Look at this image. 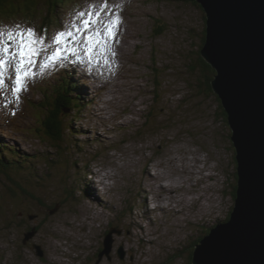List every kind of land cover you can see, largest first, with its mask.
I'll return each instance as SVG.
<instances>
[{"label": "rangeland", "instance_id": "374dc122", "mask_svg": "<svg viewBox=\"0 0 264 264\" xmlns=\"http://www.w3.org/2000/svg\"><path fill=\"white\" fill-rule=\"evenodd\" d=\"M25 1L0 9L5 33L18 31L14 25L20 23L48 43L74 18L88 19L77 18L80 11L99 12L92 19L102 23L88 31H104L117 18L120 24L114 37L106 36L91 51L87 33L81 32L79 43L69 39L72 47L58 54L64 61L68 49L79 44L94 64L90 75L77 68L86 93L71 92L61 141L45 134L48 107L38 105L46 100L42 90L60 76L55 79L51 68L43 71L38 56L29 66L26 90L17 94L12 90L15 63L5 64L0 264H194L196 245L219 220L229 218L237 186L236 151L224 107L199 82L204 9L194 0H107V8L104 0H60L58 7L43 1L32 11ZM4 39L9 42L6 34ZM43 54L45 60L52 56L47 49ZM95 77L96 84L102 80L99 88ZM47 91L58 98L54 89ZM78 98L81 105L75 107ZM9 145L22 153L15 156ZM158 171L164 177L156 182ZM180 176L171 200L160 203L159 185L169 182L165 177ZM132 218L142 227L134 226ZM29 232L33 235L27 239ZM110 233L112 249L101 256Z\"/></svg>", "mask_w": 264, "mask_h": 264}, {"label": "water", "instance_id": "95a60500", "mask_svg": "<svg viewBox=\"0 0 264 264\" xmlns=\"http://www.w3.org/2000/svg\"><path fill=\"white\" fill-rule=\"evenodd\" d=\"M196 1L206 13L201 54L216 72L212 88L228 116L237 186L228 220L196 245L193 262L264 264V0ZM107 238L101 256L112 249Z\"/></svg>", "mask_w": 264, "mask_h": 264}, {"label": "snow or ice", "instance_id": "6c2138e0", "mask_svg": "<svg viewBox=\"0 0 264 264\" xmlns=\"http://www.w3.org/2000/svg\"><path fill=\"white\" fill-rule=\"evenodd\" d=\"M104 8H107V0H104ZM75 16L77 18L87 16L88 19L79 20V22H77V19L74 18L69 25L65 26L63 31H58L54 36L49 37L48 43H45L43 35L37 33L32 27H24V25L17 23L14 25V29L18 31L9 30L7 33H5L3 27H0V89L5 87V64L8 63L9 60L13 61L16 66V77L12 90L19 94L27 88L26 80L30 75L28 70L29 66L34 65L36 62L35 58L40 56L41 52L50 47V45L54 44L56 48L52 56L47 57V60L57 59L58 54L63 51L60 47L62 43H68L69 39L72 42L79 43L78 34L86 32L88 38L87 47L89 51H91L93 47L101 44L106 36L114 37L116 35L114 29L120 24V20L117 18L115 20H110L104 31H100V29L88 31L93 23H102L100 20L92 19L93 16L98 17L99 12L92 13L80 11L77 12ZM5 34L9 42H14L16 44L15 49H12L11 43L5 41ZM37 45H41V47H37ZM68 50L75 52L74 48ZM5 54H8L7 59L5 58ZM114 54L115 53H113V55ZM44 66V64L41 65V67ZM32 75H34V73Z\"/></svg>", "mask_w": 264, "mask_h": 264}, {"label": "trees", "instance_id": "16d2710c", "mask_svg": "<svg viewBox=\"0 0 264 264\" xmlns=\"http://www.w3.org/2000/svg\"><path fill=\"white\" fill-rule=\"evenodd\" d=\"M16 0H0V9L1 8H6L7 6H9L10 4L14 3ZM48 3V5H57L56 7H58V3H60V0H26V7H28V9L32 8L31 10L37 11V6L39 4H43L44 2ZM195 3H198L196 0H194ZM61 4V3H60ZM200 5V4H198ZM201 6V5H200ZM47 17V16H46ZM47 20V18H46ZM53 23V21H52ZM51 23V24H52ZM203 37V41L201 44V48H199V50L197 51V64L200 68V72H201V79H199L200 83H205V85L207 86L206 90L210 91V92H214L213 88H212V80L215 76V69L212 67V65H210L205 58L202 56L201 54V50L202 47L205 43L206 40V29L204 30V36ZM196 64V65H197ZM196 67V66H195ZM70 79L68 78H64V76L60 77V80L58 81V83L55 85H53L52 87L54 88V94H58V98L57 99H53L50 95V93H48L47 90H42L43 94H47L45 95L46 100H38V105L42 108H44L43 104H46V106L48 107V116L46 117L45 121L47 122L45 124V121H43V129H45V134H47L49 137H53L54 139H56L57 141H61L63 138V132H64V127H63V119H64V115L67 111L65 110H70V100L74 97H72L71 92H73V89H79V86L74 85L71 86V82L69 83ZM49 90V89H48ZM72 101V100H71ZM75 103V102H74ZM79 106V102L75 103V107ZM223 113L225 116V119L228 121L227 119V113L225 112L224 109ZM48 128V129H47ZM46 135V137H47ZM1 141V140H0ZM57 146V144H56ZM11 151L13 152V154L15 156H18L22 153V151L20 149H18L17 147L14 146H10ZM61 149V148H60ZM64 149H66L64 147ZM3 150H6V144L4 142H0V152H3ZM61 152H65V150L63 151L61 149ZM2 157H0V164L4 163L5 160V156L3 154H1ZM3 158V159H2ZM66 158V157H65ZM68 159V158H67ZM22 162V161H21ZM17 163V162H16ZM15 163V164H16ZM236 191V189H235ZM235 196H236V192H235ZM228 219L224 220L227 221ZM220 221V220H219ZM223 222V221H222Z\"/></svg>", "mask_w": 264, "mask_h": 264}, {"label": "bare ground", "instance_id": "6f19581e", "mask_svg": "<svg viewBox=\"0 0 264 264\" xmlns=\"http://www.w3.org/2000/svg\"><path fill=\"white\" fill-rule=\"evenodd\" d=\"M92 30V29H91ZM54 45V44H53ZM67 46H68V48H70V47H72L71 45H68L67 43L66 44H61L60 45V47L62 48V50H65L66 48H67ZM86 47L84 46V47H80V45L79 44H75V52H72V51H70L69 52V54L68 55H66L65 56V60H64V62H65V67H73V66H75L76 68H78V69H80V70H82V68H81V66L82 67H84V70H85V72L87 73V74H92V69H91V66H93L94 64H93V60H91V58H90V56H87L86 54H85V52H86ZM73 53V54H72ZM72 54V57H70L69 55H71ZM83 55H85V56H83ZM55 61V60H54ZM76 61H78L79 63H78V66H77V64H76ZM79 70V71H80ZM68 74L69 75H74V74H72V71H69L68 70ZM82 76V75H81ZM81 76H77V79L78 80H81L82 79V77ZM84 77V76H83ZM56 79V78H55ZM86 79H87V81H89V78H87L86 77ZM82 80H84V79H82ZM85 81V80H84ZM48 89H54L53 87H48L47 89H45V90H48ZM83 92H85L86 93V91H85V89L83 88ZM52 92H54V91H52ZM97 93V92H96ZM151 159H152V157H150ZM147 159V160H151V159ZM188 167V166H187ZM184 168V171L186 172V173H188L189 172V168ZM199 168H201V166H198ZM192 172V171H191ZM200 172L202 173V169H200ZM193 174H196L195 172H193ZM145 175V178L147 177L146 176V174H144ZM181 176H183L182 174H181ZM181 176L180 177H178V178H174L173 180H171V177H169V178H167V177H165L166 179H169V182L168 183H163V184H160L159 185V193L157 194V197H156V199L161 203L162 201L161 200H171V198H169V195L170 194H173L174 193V191L176 192V188L179 186L178 185V183L180 182L181 183V180H182V178H181ZM164 177V173L162 172V171H158V173H157V175L155 176V181L156 182H159L160 180H161V178H163ZM181 178V179H180ZM148 180V177L146 178V180L145 181H147ZM165 180V179H164ZM193 186H195L194 184H193ZM40 198V197H39ZM161 198V199H160ZM42 200V199H41ZM43 201V200H42ZM100 203H102V199L100 198V201H99ZM100 203H95V204H97V205H99ZM157 206V205H156ZM155 206V207H156ZM163 207L164 206H162L161 204L160 205H158L157 206V208H161L162 210H163ZM85 210V209H84ZM166 212V211H165ZM168 212H170V206H168V209H167V212H166V214H168ZM173 217H174V215H173ZM172 217V218H173ZM134 218V217H133ZM133 218L131 219V223H133V225L135 226H137V227H139V226H141L142 227V225L140 224L141 223V221L139 220V219H135V220H133ZM176 218V217H175ZM193 221H195V220H193ZM192 220H191V222H193ZM223 222H225V221H223ZM223 222H221V221H219L218 223H217V225L218 224H222ZM140 228V227H139ZM212 229H215V226H214V228H212ZM30 233V232H29ZM77 233V232H76ZM136 233V232H135ZM68 236V235H67ZM198 236V235H197ZM200 236V235H199ZM31 237V236H30ZM29 237V238H30ZM75 237V236H74ZM203 237V236H202ZM204 237H205V234H204ZM199 239V238H198ZM202 239V238H201ZM204 239V238H203ZM197 240V239H196ZM196 244H197V241H196ZM199 244V243H198ZM57 247V246H56ZM61 249V248H60ZM60 258V257H59ZM56 260V259H55ZM30 261V260H29Z\"/></svg>", "mask_w": 264, "mask_h": 264}]
</instances>
